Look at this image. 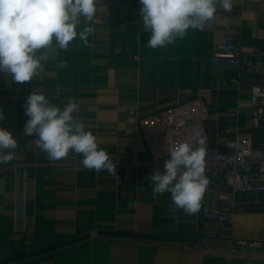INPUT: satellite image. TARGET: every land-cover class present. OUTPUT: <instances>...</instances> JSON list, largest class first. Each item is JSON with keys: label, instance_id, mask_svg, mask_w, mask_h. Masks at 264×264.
Segmentation results:
<instances>
[{"label": "crops", "instance_id": "obj_1", "mask_svg": "<svg viewBox=\"0 0 264 264\" xmlns=\"http://www.w3.org/2000/svg\"><path fill=\"white\" fill-rule=\"evenodd\" d=\"M231 2L229 12L217 6L203 29L152 49L140 0H98L87 45L79 36L67 50L54 42L43 69L25 84L0 74V127L17 140L14 159L0 165V264H264V254L230 251L238 241H264V192L230 194L222 173L212 171L195 215L177 208L170 193L153 198L146 178L163 172L168 158L152 162L138 126L126 119L200 97L209 107L211 145L230 152L239 135L250 136L254 148L264 145V118L255 126L249 107L251 88L264 89V2ZM84 26L82 20L77 32ZM226 36L240 48V68L211 63L212 44ZM60 61L67 67L58 68ZM33 90L61 108L77 101L75 115L117 174L85 169L72 151L53 161L37 148L38 137L23 133ZM236 169L253 171L255 162ZM218 193L230 194L217 199L229 219L203 215Z\"/></svg>", "mask_w": 264, "mask_h": 264}, {"label": "clouds", "instance_id": "obj_2", "mask_svg": "<svg viewBox=\"0 0 264 264\" xmlns=\"http://www.w3.org/2000/svg\"><path fill=\"white\" fill-rule=\"evenodd\" d=\"M98 0H0V74L17 84L33 80L49 60V50L55 46L67 50L79 36L88 44L95 31L91 22L97 13ZM143 28L150 33L147 47L163 48L182 39L191 29H203L221 6L232 9L231 0H140ZM83 20L85 26L77 32ZM58 68H66L60 61ZM29 117L24 134L38 137L34 143L58 161L69 151L82 156L85 169L117 174V165L106 150L98 147L97 138L77 118L79 104L69 98L61 108L42 92L33 90L24 105ZM3 114L0 112V120ZM201 139L196 143L180 142L167 149L164 171L155 170L149 177L153 182V198L170 193L174 205L188 215L201 208L209 180L205 176V148ZM17 140L11 132L0 127V163L14 159Z\"/></svg>", "mask_w": 264, "mask_h": 264}, {"label": "built area", "instance_id": "obj_3", "mask_svg": "<svg viewBox=\"0 0 264 264\" xmlns=\"http://www.w3.org/2000/svg\"><path fill=\"white\" fill-rule=\"evenodd\" d=\"M264 2V0H263ZM236 34L235 30L227 35ZM228 36L211 46V63L224 62L233 68H240V48ZM251 120L255 126L264 118V89L252 87L249 96ZM209 118V107L200 97H193L161 108L153 113L136 115L129 113L126 119L138 126L146 152L152 162L168 158L167 149L180 142L196 143L204 141L205 173L219 171L221 180L230 188V194L264 192V145L252 146L247 135L235 137L233 150L224 152L209 143L205 122ZM264 136V126L262 128ZM255 162L253 171H239L241 163ZM2 163H0L1 165ZM230 194L218 193L216 199H207L203 205V215L212 219H229L218 206L217 199L229 198ZM235 254H264V241H238L230 249Z\"/></svg>", "mask_w": 264, "mask_h": 264}]
</instances>
